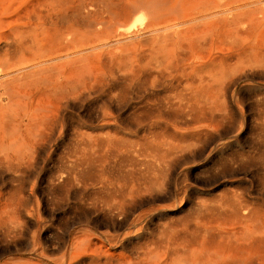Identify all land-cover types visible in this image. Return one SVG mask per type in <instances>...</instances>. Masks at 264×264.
I'll use <instances>...</instances> for the list:
<instances>
[{
    "label": "bare ground",
    "instance_id": "6f19581e",
    "mask_svg": "<svg viewBox=\"0 0 264 264\" xmlns=\"http://www.w3.org/2000/svg\"><path fill=\"white\" fill-rule=\"evenodd\" d=\"M261 4L262 0H0V173L28 168L22 159L41 147L33 137L44 142L63 139L64 120L73 107L97 113L114 128L211 121L248 68L263 60ZM252 35L255 41L250 43ZM256 104L259 122L250 148L264 167L262 93ZM127 108L129 113L122 117ZM229 128L227 123L197 125L186 135L202 148ZM158 136L154 131L147 144H127L100 166L101 196L90 206L109 216L112 224L114 217L123 219L135 207L141 189L166 183L179 161V145L165 141V132L162 140ZM231 143L238 145L236 135L226 145ZM257 192L256 199L247 191L231 196L225 192L216 204L196 206L192 223L164 245L176 256L170 262L264 264V205L258 203L263 202L264 185ZM74 255L70 264L77 263ZM90 256L89 264H100L99 255Z\"/></svg>",
    "mask_w": 264,
    "mask_h": 264
},
{
    "label": "rangeland",
    "instance_id": "374dc122",
    "mask_svg": "<svg viewBox=\"0 0 264 264\" xmlns=\"http://www.w3.org/2000/svg\"><path fill=\"white\" fill-rule=\"evenodd\" d=\"M254 37H249L250 43L255 41ZM228 42L226 39L225 45ZM246 74L236 83L238 86L232 87L235 93L232 94V90L226 95V104L214 112V119L203 124L186 125L181 120L182 125L168 122L159 128L130 124L114 128L97 113H81L78 107H73L64 120L66 135L63 139L53 137L44 142L40 136L33 137L36 146L41 147L22 159L23 166L28 168L17 174L13 170L0 173V264H70L73 253L78 259L76 264H89L90 255L94 254L99 255L100 264L105 259L108 264H181L178 259L170 262L176 256L166 252L164 245L171 235H181L184 226L192 223L199 204H216L225 192L231 196L247 191L256 199L257 191L264 185V167L250 148L259 122L256 96L264 95V57L260 64L251 65ZM129 111V108L121 111L122 117ZM222 123L230 125L228 131L220 138H210L202 148L186 135L197 125ZM154 131L159 135L157 139L162 140L161 133L165 132V141L179 145L176 151L180 159L170 170L166 183L159 186L150 183L146 189H141L139 202L129 211L130 217L119 220L114 217L117 221L112 224L109 216L90 206L101 196L100 183H97L100 166L107 160L106 156L110 158L129 143H149ZM58 132L59 127L55 135ZM235 135L238 145L227 146ZM258 203L263 207L264 199ZM144 253L149 254L143 257Z\"/></svg>",
    "mask_w": 264,
    "mask_h": 264
}]
</instances>
